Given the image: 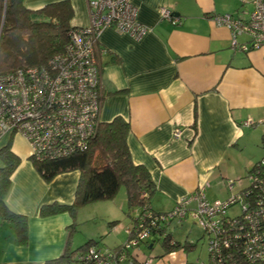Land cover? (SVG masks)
Returning <instances> with one entry per match:
<instances>
[{"label":"crops","instance_id":"crops-1","mask_svg":"<svg viewBox=\"0 0 264 264\" xmlns=\"http://www.w3.org/2000/svg\"><path fill=\"white\" fill-rule=\"evenodd\" d=\"M57 1L24 0V5L39 9ZM69 1L72 26L87 25L86 0ZM253 1L133 0L138 21L148 27L144 37L135 40L112 28L100 35L101 121L121 116L130 123L131 158L150 172L156 186L150 207L156 212L171 211L204 183L210 200H226L248 185L240 186L239 180L252 167L264 136V48L240 50L248 44L247 34L238 35L235 45L231 30L218 25L216 17L247 19ZM161 7L172 12L177 24L160 17ZM10 141L20 163L6 202L28 217V243L18 244L13 226L0 219V264H44L64 254L73 220L66 212L43 217L40 209L72 203L80 174L62 173L46 182L28 142L9 134L0 149ZM134 252L142 260L146 255L141 248Z\"/></svg>","mask_w":264,"mask_h":264},{"label":"built area","instance_id":"built-area-1","mask_svg":"<svg viewBox=\"0 0 264 264\" xmlns=\"http://www.w3.org/2000/svg\"><path fill=\"white\" fill-rule=\"evenodd\" d=\"M86 5L87 25L74 27L64 49L47 64L0 74V141L9 134L22 136L29 144L30 157L38 161L84 149L101 122L99 41L103 30L112 28L135 40L148 32L138 21L133 0H86ZM253 5L247 19L230 14L216 17L218 25L231 30L235 45L238 35L247 34L248 44L239 46L242 51L264 48V0H254ZM159 12L162 19L177 24L168 8L161 7ZM179 135L177 128L174 136ZM248 181L246 188L226 200L208 199L209 184L204 183L169 212L136 210L134 227L127 229V240L120 247L90 245L69 254L62 264H132L129 250H137L146 240L153 245L168 236L172 224L187 217L201 227L202 236L207 235L213 264H240L239 258L264 264V161ZM236 203L241 210L231 215L228 208ZM151 262L149 258L143 264Z\"/></svg>","mask_w":264,"mask_h":264},{"label":"trees","instance_id":"trees-1","mask_svg":"<svg viewBox=\"0 0 264 264\" xmlns=\"http://www.w3.org/2000/svg\"><path fill=\"white\" fill-rule=\"evenodd\" d=\"M73 17L74 9L69 0L48 3L39 9L27 8L24 0H0V74L47 64L48 60L55 53L62 51L67 44L69 33L74 28L71 23ZM129 133L130 123L117 116L108 122L101 121L84 149L52 160L38 161L32 158L36 170L46 182L62 173L78 171L80 174L73 202L43 205L40 209L41 216L66 212L74 218L80 207L91 202L114 198L122 185L126 189L129 216L133 220L130 228H133L136 222L134 219L136 210L140 213L145 209L156 214L166 213L156 212L150 207L156 186L148 169L132 161L127 142ZM261 148L264 150V136L261 139ZM0 160L3 164L0 167V219L13 226L18 244L26 245L28 217L12 210L6 202L11 176L20 163V158L11 150V141L0 149ZM262 161L264 156L248 170L247 178L261 166ZM74 226L73 221L69 227L64 254L47 260L44 264H62L69 254L78 250L90 245L101 247L98 241L90 239L77 249H69ZM155 242L161 243L164 254L177 249L189 252L195 246L192 242L182 245L170 232L167 237ZM144 243L146 248H153L150 247L149 240ZM128 255L134 260L132 264H143L149 259L147 257L139 259L134 250H129ZM237 262L250 264L244 258H239ZM187 264L194 263L188 261ZM208 264H213L210 255Z\"/></svg>","mask_w":264,"mask_h":264},{"label":"rangeland","instance_id":"rangeland-1","mask_svg":"<svg viewBox=\"0 0 264 264\" xmlns=\"http://www.w3.org/2000/svg\"><path fill=\"white\" fill-rule=\"evenodd\" d=\"M258 146L259 148L255 149L258 152V156L252 164L264 156L261 141H259ZM243 156L244 154H241L240 158ZM246 182L248 184L246 176H243L239 180V185L242 186ZM240 210V203L233 204L228 208V212L231 215H237ZM128 213L129 207L124 185L120 187L114 198L91 202L80 207L74 218L67 213L72 220L74 219L73 221L75 223L70 237L69 249H77L90 239L98 241L102 248L111 247L120 242L124 243L127 240L126 227L131 224L132 220V217L128 216ZM183 222L182 227L171 226L170 229L175 240L182 245L186 242L195 244L191 251L185 253L183 249H177L169 254H164L160 242H155L151 249L146 248V245L141 243L138 249H145L146 255L140 257L143 258L145 256L144 258H151V264H185L187 259L195 264H208L209 251L207 235L202 236L201 227L193 223L191 217H187ZM134 251L136 250L134 249Z\"/></svg>","mask_w":264,"mask_h":264},{"label":"clouds","instance_id":"clouds-1","mask_svg":"<svg viewBox=\"0 0 264 264\" xmlns=\"http://www.w3.org/2000/svg\"><path fill=\"white\" fill-rule=\"evenodd\" d=\"M151 245H152V244H151ZM151 247H153V245H152Z\"/></svg>","mask_w":264,"mask_h":264},{"label":"water","instance_id":"water-1","mask_svg":"<svg viewBox=\"0 0 264 264\" xmlns=\"http://www.w3.org/2000/svg\"><path fill=\"white\" fill-rule=\"evenodd\" d=\"M152 245H150V247H151Z\"/></svg>","mask_w":264,"mask_h":264}]
</instances>
